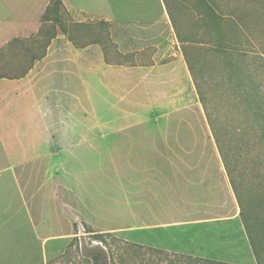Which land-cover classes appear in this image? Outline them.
I'll return each mask as SVG.
<instances>
[{
    "label": "crops",
    "instance_id": "1",
    "mask_svg": "<svg viewBox=\"0 0 264 264\" xmlns=\"http://www.w3.org/2000/svg\"><path fill=\"white\" fill-rule=\"evenodd\" d=\"M173 1L63 0L90 34L106 21L107 42L57 33L24 76L0 78V264H46L80 223L134 246L258 264L214 140V156H196ZM48 3L0 0V47L35 35ZM171 116L172 140L147 124Z\"/></svg>",
    "mask_w": 264,
    "mask_h": 264
},
{
    "label": "trees",
    "instance_id": "2",
    "mask_svg": "<svg viewBox=\"0 0 264 264\" xmlns=\"http://www.w3.org/2000/svg\"><path fill=\"white\" fill-rule=\"evenodd\" d=\"M164 1L166 5H169L168 0ZM196 3V25L208 26L211 29L218 30L211 33L210 36L204 34L202 37L197 38L196 42L202 44L207 42L210 43L212 52L215 53L214 57L223 62V84L232 83L233 89L235 90L234 92L236 93L233 99V105L236 116L238 117L237 125L229 128L226 123L222 124L215 121L214 115L208 108V98L204 90L205 81L199 79L198 71L194 65L197 64V57L195 59V55L185 46V43L182 44V51L192 75L196 93L202 104L215 146L222 159L240 207L239 214L241 220L253 252L256 255L257 262L260 264L258 239L260 236V225L264 222L262 220L264 219V215L262 214L264 213V204L259 206L261 203H256L254 198L250 197L253 193L252 189H255L254 185L246 181L243 183L239 181L241 170H239L238 167V161L242 160L248 154L247 149L244 148L242 143L246 130L253 133L254 139L252 142H254L256 150L264 151V94L261 93V85L254 77L255 73L258 71V67L253 70L251 64H241L243 60H248V57H250L249 52L241 45L242 42L234 33L222 31V28L226 25L230 27H239L242 26L243 22L233 19L225 24L223 22L224 15L216 12L210 2L207 0H198ZM253 20L257 25L261 22L260 19ZM40 22V28L35 35L29 37H13L0 47V78H19L24 76L34 62L45 55L50 40L57 33L64 34L77 47L84 45L87 43L86 41L96 39L101 41L100 44H104L109 38L106 21L98 22V35L90 34L89 30L93 28L94 24L90 21H77L72 13L67 10L63 0H49L46 9L41 15ZM101 34L102 37H104L103 40L101 39L102 37H99ZM180 41H183L181 37ZM186 41L189 42L191 40ZM244 115L249 116L247 123H245ZM242 123L248 124L247 127L243 128ZM243 187H246L248 192H246V189ZM247 193L249 195L248 198L246 196ZM256 206L262 207L260 211ZM83 225L86 231L90 232L92 235H102V233H96L90 226ZM206 261L217 264H228L215 260Z\"/></svg>",
    "mask_w": 264,
    "mask_h": 264
},
{
    "label": "rangeland",
    "instance_id": "3",
    "mask_svg": "<svg viewBox=\"0 0 264 264\" xmlns=\"http://www.w3.org/2000/svg\"><path fill=\"white\" fill-rule=\"evenodd\" d=\"M197 1H173L179 30L184 39L191 40L185 43V46L195 55V59L197 57V64L194 65L198 71L199 79L205 81L204 90L208 98V108L214 115L215 121L222 124L226 123L229 128L234 127L238 124V117L233 105V99L236 95L233 84H223V62L214 57L215 53L212 52L211 44L208 42L204 44L196 42V39L204 34L210 36L211 33L218 31L208 26L196 25V14L194 15V10H191V8ZM207 1L213 5L216 12L224 15L223 22L225 24L233 19L243 22L242 26L239 27L226 25L222 28V31L234 33L242 42L241 45L249 52L250 57H248V60H243L241 64H251L253 70L258 67L254 77L261 85V93L264 94V0ZM253 19H260V24L257 25ZM196 101L198 107L196 106V124L194 126L196 135L200 140H196V156H214L215 152L211 143L213 138L198 95ZM248 119L249 116L244 115L245 123L248 122ZM175 121L176 118L171 116L158 118L147 124H158L168 127L170 129V140H172L176 130ZM242 124L243 128L248 125ZM173 126L175 127L173 128ZM184 127L180 126L178 130L182 132ZM205 127L209 135H207ZM245 132L242 143L248 154L238 161V167L241 170L239 181L241 183L246 181L254 185L255 189H252L253 193L250 197L254 198L256 203H261L259 205L261 206L264 204V151L256 150L254 142H252L254 139L253 133L249 130ZM243 188L246 189V187ZM246 192H248L247 189ZM246 196L247 198L249 197L248 193ZM256 208L260 211L262 207L256 206ZM262 214L264 215V213ZM262 220L264 221V219ZM83 226L81 223L74 226V234L66 251L53 261L49 260L46 264H217L184 255H174L161 250L130 245L109 233L102 235H92L91 233L76 235V232L84 230L85 227L83 228ZM260 226L258 239L259 257L260 264H264V222Z\"/></svg>",
    "mask_w": 264,
    "mask_h": 264
},
{
    "label": "built area",
    "instance_id": "4",
    "mask_svg": "<svg viewBox=\"0 0 264 264\" xmlns=\"http://www.w3.org/2000/svg\"><path fill=\"white\" fill-rule=\"evenodd\" d=\"M82 226V225H81ZM83 228H84V226H83ZM85 233H90V232H87V231H85V228H84V230L83 231H78V232H76V235H80V234H85Z\"/></svg>",
    "mask_w": 264,
    "mask_h": 264
}]
</instances>
